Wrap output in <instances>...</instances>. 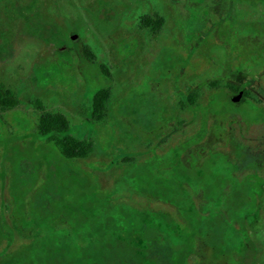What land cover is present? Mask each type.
I'll return each instance as SVG.
<instances>
[{
    "label": "rangeland",
    "instance_id": "374dc122",
    "mask_svg": "<svg viewBox=\"0 0 264 264\" xmlns=\"http://www.w3.org/2000/svg\"><path fill=\"white\" fill-rule=\"evenodd\" d=\"M237 73L261 103L210 86ZM0 82V264H264V0H0ZM36 100L94 151L46 143Z\"/></svg>",
    "mask_w": 264,
    "mask_h": 264
},
{
    "label": "trees",
    "instance_id": "16d2710c",
    "mask_svg": "<svg viewBox=\"0 0 264 264\" xmlns=\"http://www.w3.org/2000/svg\"><path fill=\"white\" fill-rule=\"evenodd\" d=\"M163 22V18L158 14L145 15L140 20L141 27L149 29L152 33L159 32L162 29ZM83 53L89 62H94L95 55L89 46H83ZM102 68L104 69L103 66ZM210 86L225 88L230 92L231 96H238L241 100L249 99L257 103L262 102L256 96V84L251 83L249 78L243 73L234 74L232 78L226 79L225 81L212 80ZM111 94L109 88H99L93 92L88 108L89 119L91 121L101 122L106 118ZM196 96V92H189L186 103L194 105ZM18 104L19 98L17 93L12 88L0 82V109L2 111H9ZM33 106L39 112L36 120V131L38 135L46 143L54 145L62 157L67 160L85 159L94 151L95 144L93 139L87 135L81 137L74 135L68 117L64 113L46 110L41 100L33 102ZM262 188V196L258 200V204L261 202V206L264 205V183Z\"/></svg>",
    "mask_w": 264,
    "mask_h": 264
}]
</instances>
